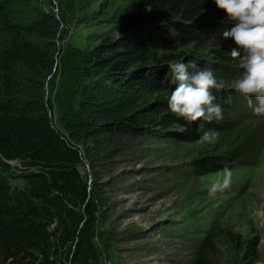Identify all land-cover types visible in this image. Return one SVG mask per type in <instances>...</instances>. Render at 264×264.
I'll return each mask as SVG.
<instances>
[{
    "label": "trees",
    "instance_id": "obj_1",
    "mask_svg": "<svg viewBox=\"0 0 264 264\" xmlns=\"http://www.w3.org/2000/svg\"><path fill=\"white\" fill-rule=\"evenodd\" d=\"M81 1L86 6L89 2ZM91 1L97 10L89 8V19L111 17L121 36L84 53L76 60L79 81L63 79L68 87L56 89L53 98L60 131L52 125V97L45 95L43 84L44 76L57 64L53 39L58 21L33 11L28 0H0V35L6 39L0 53V164L9 167L11 162L26 161L32 167L18 175L22 188H12L0 174V264H98L96 212L104 204L97 167L114 157L115 136L142 134L151 128L152 114L168 110L169 97L160 93L175 87L171 63L196 60V52L216 45L219 59L211 68L216 79L237 77L232 66L237 60L228 55L234 42L224 38L217 22L207 19L215 14L213 0ZM171 18L194 24L184 29ZM190 44L189 53H177ZM64 66L72 64L63 62ZM72 84L78 87L79 98L66 103L63 99L68 98ZM212 91L222 105L226 99ZM229 99L237 107L245 102L248 111L245 97L235 93ZM72 105L77 112L70 111ZM230 110L246 116L238 108ZM166 118L161 116L160 123ZM189 125L199 132L220 133L237 127L233 122L218 127L213 121ZM81 148L93 180L80 174ZM262 148L263 129L248 136L245 144L224 151L219 156L224 157L222 163L206 156L196 160V166L201 175L221 172L237 161L255 160ZM211 250L209 239L196 248L193 264H253L256 257L252 247L239 260L217 263Z\"/></svg>",
    "mask_w": 264,
    "mask_h": 264
},
{
    "label": "rangeland",
    "instance_id": "obj_2",
    "mask_svg": "<svg viewBox=\"0 0 264 264\" xmlns=\"http://www.w3.org/2000/svg\"><path fill=\"white\" fill-rule=\"evenodd\" d=\"M92 3L89 0L86 6L81 0H28L33 11L49 14L58 21L53 39V60L57 64L44 76L43 84L45 95L52 97V125L60 131L58 106L53 98L56 89L68 87L63 79L79 81L76 60L84 53L106 39L117 40L121 36L111 17L94 22L89 19V8L96 6ZM175 19L171 18L185 25L184 29L194 24ZM207 19L217 22L222 34L231 27L224 23L225 13L216 7L215 14ZM170 33L174 31L170 29ZM5 43V37L0 35V53ZM192 47L184 46L177 53H189ZM218 53V46L213 45L196 52L198 58L189 61L200 68H212L219 59ZM235 59L237 63L232 66L238 76L242 70L239 58ZM63 62L72 66L63 67ZM232 80L226 81L227 84ZM77 88L72 84L68 98L63 101L73 103L78 99ZM222 91L217 93L226 99L221 101L223 119L213 122L218 127L233 122L237 127L231 132H218L212 144L198 143L203 132L184 124L169 110L152 114L151 128L142 134L115 136L114 157L106 166L97 167L104 204L98 205L96 212L98 264H193L196 248L209 239L211 256L217 263L239 260L255 247L253 264H264V148L255 160L232 163L231 186L215 194H210V185L219 179L220 172L201 175L196 166V160L206 156L222 163L224 157L219 156L224 151L245 144L248 136L264 130V116H256L250 107L245 111V102L237 107L229 99V95L236 93L230 86ZM160 94L168 98L171 92L169 89ZM233 107L246 116L231 111ZM70 111L77 112L74 105ZM165 115L166 120L160 123V117ZM81 151L80 174L83 179L93 180L89 160L83 148ZM9 165L0 164V174L7 177L12 188H22L24 182L18 175L32 167L26 161Z\"/></svg>",
    "mask_w": 264,
    "mask_h": 264
},
{
    "label": "clouds",
    "instance_id": "obj_3",
    "mask_svg": "<svg viewBox=\"0 0 264 264\" xmlns=\"http://www.w3.org/2000/svg\"><path fill=\"white\" fill-rule=\"evenodd\" d=\"M216 8L226 15L225 24L231 25L223 33L224 38L234 42L229 53L239 58L241 73L230 85L216 79L211 68H200L195 62L171 63L172 89L168 110L177 118L194 124L198 121L212 122L223 119V108L216 103L213 89L223 90L230 86L247 99L253 114L264 116V0H213ZM255 101V104H253ZM204 125L200 124L199 128ZM219 133L214 129L203 132L197 141L212 144ZM219 179L210 185V194L227 190L232 182V170L225 167L217 174Z\"/></svg>",
    "mask_w": 264,
    "mask_h": 264
}]
</instances>
